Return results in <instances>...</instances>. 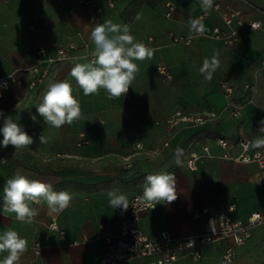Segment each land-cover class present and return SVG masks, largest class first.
<instances>
[{
	"label": "crops",
	"instance_id": "obj_1",
	"mask_svg": "<svg viewBox=\"0 0 264 264\" xmlns=\"http://www.w3.org/2000/svg\"><path fill=\"white\" fill-rule=\"evenodd\" d=\"M94 1L100 8L95 23L108 19L129 23L137 41L156 49L151 59L134 61L139 73L126 95L116 99H110L103 89L85 96L70 75L75 63L90 59L86 54L94 47L90 33L95 23L89 21L86 3L0 0V77L14 78L0 99V111L12 115L33 137L29 148L0 146V161H4L0 163V232L15 230L28 241L19 264L33 260L101 264L107 244L97 237L100 225L109 224L117 234L128 215V209L109 206L107 191L117 188L129 201L148 174L161 171L174 174L177 199L142 214L143 231L153 239L161 229L174 237L202 231V225L192 217L195 208L220 210L235 204L233 215L243 220L254 212L264 214V168L256 161L238 158L241 148L237 144L241 137H248L251 145L264 138L257 130V124L264 120V30L248 27L251 20H264V0H213L207 11L201 0H116L114 6L107 0ZM168 4L174 7L170 16L166 15ZM215 4L237 14L242 22V26L233 24L237 34L231 44L210 36L215 27L230 31ZM193 21L203 25L202 34H196ZM171 35L190 41L174 42ZM71 42L79 45L71 52L78 58L57 64L42 84L31 88L28 68L40 57L55 55L53 43L67 46ZM85 42L88 49L83 47ZM42 47L47 51L39 54ZM213 58L218 67L209 80L200 68ZM161 62L168 66L170 79L159 73ZM59 80L71 82L83 118L57 129L45 124L36 106L48 83ZM224 83L233 88L229 96ZM232 109L237 110V116ZM176 110L216 115L196 126L167 124V117ZM219 139H226L227 146H221ZM138 143L141 148H137ZM204 145L209 146L210 155H202L196 170H190L187 159L193 152L204 154ZM260 150L264 145L251 146L250 153ZM16 174L71 192V206L52 214L46 205H33L39 210L33 222L17 221L15 214L3 211L2 202L4 183ZM53 221L57 228L50 227ZM75 240L79 243L74 244ZM37 241L41 249L35 254ZM232 245V239H221L204 246L199 261L184 258L173 264H264V223L252 230L245 243L235 246L234 261L225 263L222 256Z\"/></svg>",
	"mask_w": 264,
	"mask_h": 264
},
{
	"label": "clouds",
	"instance_id": "obj_2",
	"mask_svg": "<svg viewBox=\"0 0 264 264\" xmlns=\"http://www.w3.org/2000/svg\"><path fill=\"white\" fill-rule=\"evenodd\" d=\"M201 6L207 11L213 6V0H201ZM196 34H202L204 27L199 21L191 22ZM93 44L91 58L84 63H75L70 75L85 96L98 94L100 89L105 90L110 99L125 96L132 85L139 67L134 61L151 59L156 49L137 41L131 33L130 26L116 23L111 19L103 23H95L90 33ZM218 67L215 58L209 62L205 60L200 72L206 79H211ZM36 111L43 118L48 127L61 128L65 124L71 125L83 118L74 89L70 81H50L43 93L41 102L36 106ZM0 146H14L16 150L29 148L33 143L23 127L13 119L12 115L0 111ZM31 119L35 122L37 117ZM264 125V120L260 122ZM264 131V128H261ZM40 142H45L44 135ZM264 145V138L252 143L253 147ZM249 145L244 147L247 149ZM4 161H0L3 163ZM109 206L112 209L127 210L129 201L126 193L117 188L107 191ZM177 199L176 178L174 174L161 171L148 174L142 185V194L136 200L155 209L157 205H168ZM73 195L67 190L57 191L50 183L39 179H29L22 174L5 181L3 186V211L15 214V219L21 223H32L39 210L33 205L48 208L52 214H58L71 206ZM28 250V241L15 230L0 232V264H19L21 257Z\"/></svg>",
	"mask_w": 264,
	"mask_h": 264
},
{
	"label": "built area",
	"instance_id": "obj_3",
	"mask_svg": "<svg viewBox=\"0 0 264 264\" xmlns=\"http://www.w3.org/2000/svg\"><path fill=\"white\" fill-rule=\"evenodd\" d=\"M116 0H107L109 6H114ZM82 3H86L89 7V21L91 23L97 22V14L100 12V8L96 5L94 0H80ZM174 7L172 4H168L167 16H170ZM215 9L220 12L221 18L226 26L230 28V31L222 30L220 27L213 29L211 37L222 40L226 44L234 42L237 30L233 27V24L238 23L242 26V22L238 18V15L232 12L222 10L219 4H215ZM203 16L199 17L202 21ZM130 26L129 23H126ZM248 27L251 29L264 30V20L254 19L248 23ZM174 42L185 41L188 43L189 38H183L180 36L171 35ZM56 54L49 55L46 58L40 57L37 62L28 68L30 75L29 86L36 88L42 84L47 76L51 73L53 67L57 64L73 61L78 58L71 52L79 47L75 42H71L67 46H62L57 43H53ZM83 47L88 49V42L83 43ZM46 48H40L38 53L42 54L46 52ZM86 56L91 58V54L87 53ZM159 73L166 79H170L172 74L170 73L168 66L164 63H159ZM14 80L10 75L0 77V99L3 98L5 91L9 89L11 82ZM225 93L229 96L233 92L232 86L224 83L222 84ZM231 113L234 116L238 115L236 109H232ZM216 112L209 114H186L182 110H176L171 113L166 123L175 125L182 123L186 126H196L205 123L211 117L215 116ZM264 125L260 122L257 124V130L261 134L264 131L261 130ZM83 135V134H82ZM221 146H227L228 141L226 139H219ZM237 144L241 148V154L238 158L245 161H256L262 168H264V150L256 151L253 154L250 153L251 140L248 137H241L237 141ZM168 145V142L165 143ZM249 145L247 149L244 147ZM141 144H137V148H141ZM204 154L191 153L187 159V167L190 170H196L197 160L202 155H210V148L207 145L203 146ZM3 160V158H1ZM142 194L141 189L134 194L129 200L128 215L121 221L120 229L117 234H114L109 224L103 223L100 225V230L97 234L98 238L105 240L107 249L102 256L101 264H123L135 259H145L144 264H173L184 258H189L194 262L199 261L203 256V247L216 242L221 239L230 238L233 240L234 245L229 246L222 256L225 263H232L236 257L235 246L245 243L252 235V230L264 223V214L260 212L252 213L246 220L237 218L233 215L235 210V204H230L227 207L220 210H213L209 207L195 208L193 210V219L199 222L203 229L202 231L181 236L174 237L166 229L158 230L156 238L148 236L142 228V214L146 211L155 210L151 209L147 205L140 204L136 197ZM51 228H57V224L53 221L50 224ZM64 233V231H60ZM86 239V238H84ZM74 244H78L79 241H73ZM41 249V243L35 242L33 251L38 254ZM29 264H45L44 262H38L36 260L31 261Z\"/></svg>",
	"mask_w": 264,
	"mask_h": 264
},
{
	"label": "rangeland",
	"instance_id": "obj_4",
	"mask_svg": "<svg viewBox=\"0 0 264 264\" xmlns=\"http://www.w3.org/2000/svg\"><path fill=\"white\" fill-rule=\"evenodd\" d=\"M84 7V6H83ZM83 15V14H82Z\"/></svg>",
	"mask_w": 264,
	"mask_h": 264
}]
</instances>
